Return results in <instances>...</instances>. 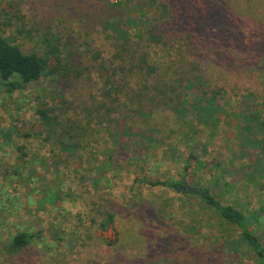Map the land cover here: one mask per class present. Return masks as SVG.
<instances>
[{
  "label": "rangeland",
  "instance_id": "obj_1",
  "mask_svg": "<svg viewBox=\"0 0 264 264\" xmlns=\"http://www.w3.org/2000/svg\"><path fill=\"white\" fill-rule=\"evenodd\" d=\"M173 9L199 16L205 40L191 52L210 88L172 81L121 111L74 116L114 88L94 57L115 50L118 29L148 33ZM0 35L48 57L37 80L0 91V264H257L198 196L135 178L208 187L264 244V121L248 116L264 111V0H0ZM213 95L221 107L204 118L197 101ZM19 232L28 241L14 250Z\"/></svg>",
  "mask_w": 264,
  "mask_h": 264
},
{
  "label": "trees",
  "instance_id": "obj_2",
  "mask_svg": "<svg viewBox=\"0 0 264 264\" xmlns=\"http://www.w3.org/2000/svg\"><path fill=\"white\" fill-rule=\"evenodd\" d=\"M187 5L184 4V7ZM198 18L199 16L191 9H188L187 12L173 9L167 21L151 27L148 33L130 36L125 34L122 28H119L118 37L114 38V42L110 40L107 44L108 47L109 45H115V50L112 53L108 50L107 55L104 57H100L99 53H96L97 56L94 57L99 62L98 67L106 72L100 71L99 80H102L104 75L108 76L104 81L114 88L107 89L103 93L100 104L95 106L94 109H88L85 103L79 102L71 113L74 112V116H78L86 109L88 113L104 110L105 114L113 108L118 112L121 111L127 101L129 102L135 97L139 99L140 94L137 90H140V88H148L146 92L152 93L153 95L150 96L153 98L156 91L155 87L161 85L163 88H170L173 84L172 81L179 82V85L184 87L191 85L193 82H199L209 87L210 78L202 73L207 70L206 67L201 64L199 59L192 56L191 52L192 49H196L198 44L200 45L203 42L202 40H205L191 26L192 21ZM107 45L102 47V52L107 50ZM47 59L48 57L40 56L35 52L23 53L16 44L0 35V91L10 93L22 88L28 82L37 80L48 68ZM182 66L191 67L193 70L189 71H193L195 75H189L183 71L179 75L178 72H175L177 67ZM86 69V67L84 69L77 68L74 74L65 67L63 75L69 74V78L80 77ZM184 78L186 79V85L183 84ZM176 86L169 91H174ZM183 89L185 90V88ZM129 91H132V93H129ZM112 92L116 93L115 96L112 95ZM246 96L247 99L252 97L250 93L244 95V97ZM215 97L216 95L210 98L198 99V108L205 114H202L204 118L211 117L214 114L213 111L221 107L218 101L215 102ZM261 111L263 109L250 111L248 114L250 120H260L258 122L263 123L264 111L262 120L259 118ZM69 112L65 111L68 115ZM41 114L46 117L44 111H41ZM238 116L243 122L249 121L243 112L238 113ZM263 141L264 130L255 142L261 143ZM108 165L109 161L105 160V166ZM184 170H186V167ZM135 181L198 196L217 215L222 225L229 226L230 229L236 231L240 245L242 244L248 248L256 257L257 264H264V244L258 235L249 229L244 214L233 204L221 202L208 187H188V185H183L182 179L172 178L151 180L137 177ZM111 220L112 215H108L106 222ZM27 241V233L19 232L13 236L10 246L17 250L25 245ZM238 241L236 242L239 243ZM221 260L224 262L225 258Z\"/></svg>",
  "mask_w": 264,
  "mask_h": 264
}]
</instances>
